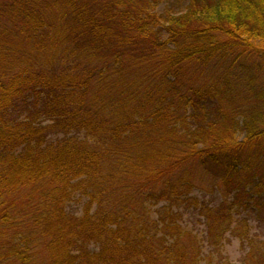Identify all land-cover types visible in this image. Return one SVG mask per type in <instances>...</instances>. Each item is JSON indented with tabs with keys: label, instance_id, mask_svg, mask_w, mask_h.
Instances as JSON below:
<instances>
[{
	"label": "trees",
	"instance_id": "trees-1",
	"mask_svg": "<svg viewBox=\"0 0 264 264\" xmlns=\"http://www.w3.org/2000/svg\"><path fill=\"white\" fill-rule=\"evenodd\" d=\"M263 225L264 0H0V264H264Z\"/></svg>",
	"mask_w": 264,
	"mask_h": 264
},
{
	"label": "rangeland",
	"instance_id": "rangeland-1",
	"mask_svg": "<svg viewBox=\"0 0 264 264\" xmlns=\"http://www.w3.org/2000/svg\"><path fill=\"white\" fill-rule=\"evenodd\" d=\"M164 6L161 5L158 9L159 12H162ZM210 181L207 182V179L199 180L197 179L196 186L198 188H202L203 190H209ZM87 201V199L82 196L81 193H78L75 199L69 204L67 208V212L73 215H80L82 213V206ZM186 224L188 227H193L195 231L199 230L200 227L197 224V221L194 215L190 214L185 216ZM253 233L257 234L260 238L264 239V225L261 228H256ZM244 255V251L242 250L238 240H231L229 244H227L223 251V257L227 258L232 263H238L241 261ZM205 264V263H203Z\"/></svg>",
	"mask_w": 264,
	"mask_h": 264
}]
</instances>
